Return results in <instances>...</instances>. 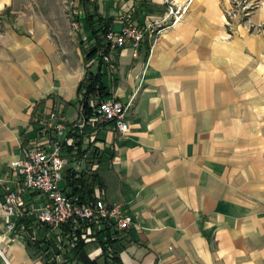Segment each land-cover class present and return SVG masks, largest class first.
Wrapping results in <instances>:
<instances>
[{
    "label": "crops",
    "instance_id": "crops-1",
    "mask_svg": "<svg viewBox=\"0 0 264 264\" xmlns=\"http://www.w3.org/2000/svg\"><path fill=\"white\" fill-rule=\"evenodd\" d=\"M229 5L172 0L181 11L172 23L168 0L76 1L73 27L60 0H0V203L17 187L11 162L39 141L50 112L71 124L84 101L132 102L125 132L87 127L64 167L97 169L103 199L134 217L116 236L115 260L98 238L70 254L6 232L15 264H264V29L252 28L264 24V3L235 16ZM87 16L113 29L169 25L137 55L127 45L105 62L88 55L103 24ZM88 77L104 91L87 93ZM44 200L22 196L29 206Z\"/></svg>",
    "mask_w": 264,
    "mask_h": 264
},
{
    "label": "built area",
    "instance_id": "built-area-1",
    "mask_svg": "<svg viewBox=\"0 0 264 264\" xmlns=\"http://www.w3.org/2000/svg\"><path fill=\"white\" fill-rule=\"evenodd\" d=\"M168 1L170 6L167 13L169 16L173 14L172 23H175L181 11L178 8L173 10L172 0ZM71 3L74 6L73 0ZM168 25L160 22L137 25L128 21L120 29H109L105 34V45L96 53L105 62H111L110 54L105 52L106 48L117 50L129 45L133 54L137 55L141 42L147 36L156 38ZM73 26L78 27V23L74 21ZM252 28L259 32L264 29V25L258 24ZM92 47L88 42L87 48ZM131 103V100L124 103L116 99L90 101V112L86 114L83 105L80 118L71 124L67 123L66 117L60 112H50L39 130V141L29 145L24 158L11 162L18 183L16 189L4 193L0 203L2 264H15L8 256L6 243L1 239L6 232L14 233L15 239L22 236L26 242L39 241L41 245L46 243L62 252L65 245H78V229L91 228L96 232L102 229L103 224H108L117 232H122L134 223V217L126 213L121 205L110 204L103 197L81 203L77 196L66 193L62 187L69 148L71 153L78 154L79 143L87 141L90 134L86 131L87 127L93 128L95 132L103 125L112 123L119 131L125 132L126 113ZM74 170L80 171L81 168ZM30 193H39L45 200L39 206H29L22 201V196ZM53 257L50 256V259L53 260Z\"/></svg>",
    "mask_w": 264,
    "mask_h": 264
},
{
    "label": "trees",
    "instance_id": "trees-1",
    "mask_svg": "<svg viewBox=\"0 0 264 264\" xmlns=\"http://www.w3.org/2000/svg\"><path fill=\"white\" fill-rule=\"evenodd\" d=\"M81 2L86 3L88 0H74V2ZM80 18V16H78ZM88 22L93 24L97 23L98 25L103 24V27H101L99 30H94L93 34L96 38V44L88 49V55L95 54L101 47L105 45V34L106 32L111 29L107 27L104 22H102L101 19H97L96 21H93V18L91 16H87ZM79 21V20H78ZM131 21V20H130ZM108 48L105 49V52L108 53ZM83 86L86 87L87 93H90L92 91H104V86L102 85L100 79L88 77L84 82ZM89 101H84V111L86 114L90 112V107L88 105ZM64 178L66 180V187L64 191L66 193L77 196L79 198V202L81 203H89L95 200L97 197H102V190L103 185L100 176L98 175L97 169L92 170L89 172L86 169H81L80 171H75L74 168H67L64 173ZM68 189V190H67ZM69 231L70 228H68ZM118 232L114 229H112L111 226L108 224H103V227L101 230H97L96 232L94 229H78L76 230V236H77V242L78 245L72 250H70L71 253L75 252H82L88 245L93 243L95 240L94 238H98V241L101 243L102 247V255L105 258L111 257V259L115 260L116 258V251L114 248L115 242H117V236ZM101 235L104 237H107V241L100 240ZM32 243L33 248H42L41 243L38 242H29V244ZM48 250V249H45ZM44 250V251H45ZM110 252H109V251ZM96 259V258H95ZM106 263H108L106 261ZM54 264V263H53Z\"/></svg>",
    "mask_w": 264,
    "mask_h": 264
},
{
    "label": "rangeland",
    "instance_id": "rangeland-1",
    "mask_svg": "<svg viewBox=\"0 0 264 264\" xmlns=\"http://www.w3.org/2000/svg\"><path fill=\"white\" fill-rule=\"evenodd\" d=\"M22 3H29L31 2V0H21ZM49 4H53L56 0H40ZM61 5L65 6V9L67 10V12L69 13V20L71 22V26H73L74 20H75V16L73 14V5H72V0H60ZM229 3L231 6V8L229 9V13L227 12V15L229 16H235L236 13L238 11L240 12H244L245 10H249L255 6H259L262 3H264V0H229ZM264 25V24H263ZM74 27V26H73Z\"/></svg>",
    "mask_w": 264,
    "mask_h": 264
}]
</instances>
